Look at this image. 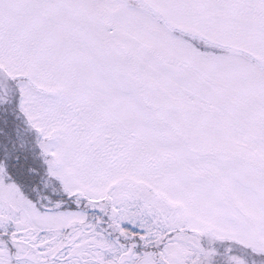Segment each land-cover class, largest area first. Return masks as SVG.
Wrapping results in <instances>:
<instances>
[{"label":"snow or ice","instance_id":"6c2138e0","mask_svg":"<svg viewBox=\"0 0 264 264\" xmlns=\"http://www.w3.org/2000/svg\"><path fill=\"white\" fill-rule=\"evenodd\" d=\"M0 264H264V0H0Z\"/></svg>","mask_w":264,"mask_h":264}]
</instances>
